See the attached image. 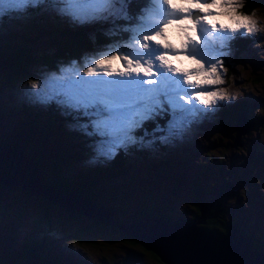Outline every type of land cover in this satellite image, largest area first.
<instances>
[{
    "label": "snow or ice",
    "instance_id": "snow-or-ice-1",
    "mask_svg": "<svg viewBox=\"0 0 264 264\" xmlns=\"http://www.w3.org/2000/svg\"><path fill=\"white\" fill-rule=\"evenodd\" d=\"M130 3L0 0V17L47 5L75 24L112 25L104 34L118 39L86 55L82 63L73 60L31 85L37 89L30 94L33 102L54 105L71 120V129L91 141L93 162L112 160L121 150L127 152L137 144L150 147L156 140L170 143L183 139L207 115L206 109L230 99L228 90L219 87L225 83L222 73L228 71L220 55L228 53L218 54V48H227L237 33L253 35L264 30L255 11H242L246 0H146L136 16L129 13ZM160 5L178 16L162 20V26L149 31L150 19L165 11ZM201 24L213 33L231 36L220 37L218 47L216 37H207L211 43L206 45L199 31ZM173 40H178V45ZM186 61L194 67H185ZM163 115L168 120L162 125L157 118ZM150 121L155 123L151 132L144 127ZM141 130L143 135H138Z\"/></svg>",
    "mask_w": 264,
    "mask_h": 264
},
{
    "label": "trees",
    "instance_id": "trees-1",
    "mask_svg": "<svg viewBox=\"0 0 264 264\" xmlns=\"http://www.w3.org/2000/svg\"><path fill=\"white\" fill-rule=\"evenodd\" d=\"M144 6L143 0H131V3L128 5L129 13L132 16H136L142 11ZM258 10H264V0H246V5L243 9L245 13L251 14L253 11ZM61 20L62 22L58 20L57 24L55 22L46 23L45 21L34 25L25 24L24 26L20 24L24 29L9 32L10 36L8 40L0 43V70L4 72L5 85L7 87L12 88L19 79H35L41 70L45 68L50 73L58 71L60 66L67 65L73 60L82 63L86 55L101 50L111 42V39H118H110L105 36V31L112 26L110 24L94 23L79 25L65 18ZM246 38L248 39V36ZM40 41H43L44 45L38 47ZM249 43L247 40L241 39L239 47L236 46L235 48L236 52H245V46L249 45ZM262 57L263 55L260 59ZM258 69H252V72L248 75V81L254 85L263 82L264 69H262L261 73ZM44 74L45 72H42L40 77H44ZM232 74L234 77H230L231 87L247 79V77L238 76L234 72ZM232 108L222 109L225 119H221L220 123L216 126L225 124L226 129H231L226 120L234 119L232 122L234 123L236 117L242 111V109H237L235 113L232 111ZM47 113L49 116L43 117L41 114H37V116L33 115L18 119L21 123V128L16 131H13L11 126H8L10 129L6 131L5 135L0 136V148L13 149L19 152L28 162H36L38 165L36 170L42 178L43 185L53 192L54 198L44 196L41 191L35 192L32 189H26L20 184L6 185L7 183L1 179L4 178L1 175L0 186L31 198V202L34 205L40 206L43 209L42 215L49 222L55 217L59 220V224L63 227L65 234L74 237L77 233L84 235L86 232L87 235L93 236L94 232L91 230L96 227L104 230L105 234L110 238L116 236L122 243L145 247V244L140 242V240L122 230L121 226L126 222H131L133 218L149 214H155L158 217L178 222L190 219L194 221L201 216L200 201L202 197L206 194L219 195L216 198V204L209 209L210 216L204 219L203 225L197 223L196 226H200L206 232L216 237H225L230 229L229 227L233 226L242 235L250 237L254 241L253 248L255 250L264 253V244L254 235V229L251 231V228L246 227L243 221L245 216L258 217V214L264 211L260 206L261 199L262 203L264 202V194L260 190L259 195L254 191L250 198L247 193L242 191V178L240 176L235 177L234 183L229 181L227 179L228 174L225 175V168L220 161L213 164L214 160L210 164L213 169L211 175L201 178L192 176L193 178L191 183H189L188 190L185 184L182 186H179L178 183L171 184V179L160 183H148L146 189H140L139 196L134 198L133 208L129 209L130 203L126 204L124 208L125 212L135 215L132 218L127 217V219L115 216L114 218L115 220L117 219V223L92 220L94 214H91L90 211L83 208H72L67 206V203L63 204L59 201L57 193L68 196L78 194L88 203H91V206L95 205L103 207L110 212L113 211L109 207L99 204L105 195L107 184L115 183L117 177L120 178L122 176H126L131 181H134L132 167L135 160L138 158L146 159L148 154H142L143 148L140 144H137L135 146L140 148V154H136L134 146H131L127 152L121 150L112 160L101 159L93 162L94 152L89 147L91 141L80 132L71 129L69 126L67 127L66 123L70 124L71 120L62 116L54 105L50 106ZM232 113H235V115ZM12 116L11 112L4 107L0 111V122L13 119ZM154 126V122L148 124V128L150 129L148 131L151 132ZM221 135L222 132H219L216 138L209 142L210 149L212 147L215 149L219 145V142L223 146L220 140ZM66 136H71V138L65 139ZM237 136L238 134L235 130L234 138L229 143L238 146L237 149H239L241 147L237 144ZM213 137L211 138L213 139ZM214 156L220 157L221 154L212 153L211 157ZM78 163L79 166H76ZM263 163L264 157L259 159L258 164H255L256 170L255 172L252 171L254 174L248 181L256 180L254 183H259L256 174L264 181V175H259L257 172V168L264 172ZM162 165L165 169V177L174 174V170L170 168L172 163L169 160L163 161ZM125 182L130 186L129 181ZM102 184L105 185L102 186ZM231 186L237 190L236 194L230 191ZM257 188L264 189V183H262V187L259 185ZM187 193H189V197L186 203L184 202V197L180 195ZM255 204L257 207L253 208ZM189 208L193 212L190 219L184 217L186 213L189 214ZM113 213L115 214V210ZM76 221L88 222L89 225L87 227L89 229H80ZM100 246L98 244V247ZM23 247L29 253L30 258L33 259L32 264H68L67 254L60 256L55 251H50L51 254H48V251L40 252L36 250L35 245L26 244L25 239L23 240ZM100 249H102V262L99 264H109L107 245L102 243V247L98 251ZM9 254L10 249H4L1 257L4 260ZM38 257L42 258L39 260ZM123 258L118 261L113 260L111 257L113 261L111 264H128L127 261H123ZM151 261H155L158 264H167L153 250L147 262Z\"/></svg>",
    "mask_w": 264,
    "mask_h": 264
},
{
    "label": "rangeland",
    "instance_id": "rangeland-1",
    "mask_svg": "<svg viewBox=\"0 0 264 264\" xmlns=\"http://www.w3.org/2000/svg\"><path fill=\"white\" fill-rule=\"evenodd\" d=\"M145 3L146 0H143L144 5ZM160 7L163 8L161 5ZM166 10L169 14L173 13L167 9V6ZM255 12L256 18L260 21L261 28L264 29V10ZM54 14L57 13L47 5L29 7L27 11L22 14H5L0 17V43L8 40L10 36L9 32L24 29L20 24L24 26L25 24L34 25L37 23L41 24L43 21L46 23L55 22L57 24L59 19H54L52 16ZM58 16L61 15L58 14ZM177 16L178 14L175 13L173 17L175 18ZM65 18L68 19L67 17ZM168 18H171V16ZM150 20L153 21L154 19ZM158 25L162 26L161 22L157 25L150 26L147 30L150 31L151 28ZM199 31L202 35V39H205V41L206 35L208 33H213L211 29L204 24L199 26ZM221 33V35L213 33L216 37L215 43L217 47L221 43L220 37L231 36L230 33ZM241 34L244 40L250 42L249 45L245 46V52H237L235 55H232L228 48H218V54L227 52L230 57L227 64L230 77H234L232 72L238 76L247 77L245 81H240L233 85L234 87L231 90L237 94L232 93L229 99L232 103H235L239 96L232 111L236 113L237 109H242V111H245L248 120L253 122L249 131L241 137L239 145L241 148L237 149L238 146L234 148L232 147L233 144L229 143L232 142L235 130L237 132V129L235 123H232L234 119L226 120L231 129H226L225 124H222V126H214L211 129L209 127L198 129L195 131V135L192 139L184 140L182 143L175 141L162 143L150 153L146 159H136L132 167L134 181H131L126 176H122L120 178L117 177L115 183H109L106 186L105 195L99 204L109 207L113 210L111 212L105 210L103 207L91 206V203H88L78 194L72 196L58 195V199L67 203V206H77L84 210L91 209V214H94L92 220L117 223V219L113 220L115 216L127 219V217L132 218L135 215L125 212L124 208L128 203H130L129 209L131 210L133 208L134 198L139 196L140 189H146L148 183H160L164 180L171 179V184L178 183L179 186L185 184L188 190L189 183H191L193 178L192 176L201 178L212 174L213 169L210 164L214 160L215 162L213 164L219 161L223 163L225 175L228 174L227 179L229 181L234 183L235 177L237 178L240 176L242 178V191L247 193L250 198L254 191L257 192L258 195L260 192L264 194V189L261 190L257 188L259 185L262 187V183H264L261 177L256 174L259 183H254L256 180L248 181L252 178L251 176H253V172L256 170L255 164H258L259 159L264 157V77H262L263 82L256 85L248 81V75L252 72V69L259 68L258 71L260 73L262 69H264V60L262 61V59H264V30L251 36L243 33ZM244 35L248 36V39L244 37ZM173 43H177L178 45V40H173ZM236 43L237 47H239L238 45L241 43V40H236ZM207 44H209V42ZM43 45V41L38 43V47ZM262 55L263 57L260 59ZM220 56L224 57L223 55ZM186 62L191 63L188 61ZM46 70V68L41 70L38 77L35 79H19L12 88L5 85V75L4 72L0 70V111L6 107L11 112V116L13 115V119L0 122V136L5 135L6 131L10 129L8 126H11L13 131L21 128V123L18 119H23L33 114H41L43 117L46 115L50 106L45 107L44 105L35 103L30 97L31 93L37 91V89H32V83L39 82L43 78L40 77L42 72H45L44 76L49 73ZM230 82L231 80H229V85ZM22 101L26 104H19ZM27 104L31 105L29 106ZM7 105H9V107H7ZM235 113L232 114L235 115ZM248 120L245 121L244 125H248ZM66 126L68 127L69 124L66 123ZM219 132H222L220 140L223 146H221L219 142V145L216 146L215 149L213 147L210 149L209 142L213 141ZM200 135H202L200 139L194 140ZM210 136H214L213 139ZM69 138H71V136L65 137V139ZM134 148L136 154L141 153L139 147L134 145ZM212 153H218L221 154V156L211 157ZM142 154L148 153L147 151H142ZM166 160L172 163L170 168L174 170V174L167 177H165V169L162 165V162ZM76 166H79V163ZM31 168L33 174L30 177L23 178L15 175L14 179H8L7 176L6 178L9 181L21 180L25 185L30 186L28 188L29 190L33 188L34 190L36 189L43 192V195L46 197L54 198L52 195L53 192L47 186L43 185L42 178L38 171L34 167ZM257 172L259 175H264V172L261 169L259 170V168H257ZM31 179H33L34 182L31 181ZM120 179L129 181L130 186ZM104 185L105 184H102V186ZM230 191L234 194L237 193V190L233 186L230 187ZM188 195L189 193L180 195L184 197V202L186 203L188 202ZM190 205L189 207H191ZM254 206L253 208L257 207L256 204ZM260 206L261 209H264V202L262 203V199ZM114 210L115 214L113 213ZM188 212L190 215L186 213L184 217L190 219L193 212L190 208ZM42 213L43 209L40 206L34 205L31 202V198L26 197L22 193L12 192L11 189L0 186V264H32L33 259L30 258L29 253L23 247L24 239L26 244L35 245L36 250L40 252L48 251V254H51V252L55 251L60 256L67 254L68 264H99L102 262V249L99 251L98 249L102 247V243L107 245L108 257L110 260L109 264L113 262L111 257L113 260L119 261L123 256H125L123 261L127 260L128 264H158L155 261L147 262L152 250L146 245L142 247L122 243L116 236L110 238L105 234L104 230L96 227L92 228L91 231L97 236H90L85 232L84 235L77 233V235L72 237L64 233L63 227H61L56 217L49 222ZM137 218L146 221L144 216ZM137 218H133L131 221ZM243 221L246 227L251 228V231L254 229V235L264 244V211L260 212L258 217L245 216ZM128 223L129 222L124 223L121 228ZM76 224L80 226V229H89L87 227L89 225L88 222L76 221ZM201 224L203 225L204 223ZM75 241L78 242L77 244L80 246H78ZM140 242L142 241L140 240ZM98 244L101 246L98 247ZM4 249H10V254L3 260L1 256L3 255ZM84 250L86 252H84ZM131 255L135 258L131 259ZM38 258L40 260L42 257Z\"/></svg>",
    "mask_w": 264,
    "mask_h": 264
},
{
    "label": "water",
    "instance_id": "water-1",
    "mask_svg": "<svg viewBox=\"0 0 264 264\" xmlns=\"http://www.w3.org/2000/svg\"><path fill=\"white\" fill-rule=\"evenodd\" d=\"M193 15L198 14L194 13ZM245 117V111H241L236 117L235 127L239 132L244 131L250 124L248 122V125H244L248 120ZM5 159L18 163L24 160L19 152L17 155H6ZM33 164L37 169V163ZM6 169V163L0 165V172H4L8 179H14L15 175L11 171L6 172ZM19 177L26 176L20 175ZM7 178H1L6 181V185L20 184L26 189L30 187L21 180L9 181ZM56 195L61 194L57 193ZM217 197L219 195L208 194L202 197L200 201L201 216L194 221L178 222L149 214L144 216L146 221L137 218L121 229L140 239L167 264H264V253L255 250L253 248L254 241L250 237L242 235L235 227H230L225 237L216 239L217 237L213 234L196 226L197 223H204V219L210 216L209 209L216 204ZM62 203L64 204V202ZM70 207L78 208L77 206Z\"/></svg>",
    "mask_w": 264,
    "mask_h": 264
},
{
    "label": "clouds",
    "instance_id": "clouds-1",
    "mask_svg": "<svg viewBox=\"0 0 264 264\" xmlns=\"http://www.w3.org/2000/svg\"><path fill=\"white\" fill-rule=\"evenodd\" d=\"M161 6H163V5H161ZM164 7V6H163ZM175 15V13H171V18H174L173 16ZM53 17H54V19L56 18V19H59V21L60 22H62V20L61 19H64L65 17H62V16H58V14H54V15H52ZM169 17H170V15H169ZM66 19V18H65ZM158 23H160V16H158V17H156V18H154V20L153 21H149V24H150V26H154V25H157ZM15 32V31H14ZM222 33H216V35H221ZM211 36H214L215 37V34H213V33H208L207 35H206V38L207 37H211ZM242 34L241 33H237L236 35H235V38H232V39H230L229 41H228V50L232 53V55H235L237 52H236V50H235V48H236V46H237V43H236V40H241V39H243L242 38ZM251 36V35H250ZM244 37H247L246 35H244ZM244 40V39H243ZM211 43V41L210 40H207L206 39V41H205V43L207 44V43ZM224 57H222V56H220L222 59H223V62H224V66L227 68V64H228V62H229V59H230V57H229V55L227 54V55H223ZM177 66H180L179 64H177ZM184 66L185 67H187V68H192V67H194L191 63H187V62H185L184 63ZM228 69V68H227ZM222 75H223V77H224V80H225V83L223 84V85H221V86H219V87H221V88H226L227 90H228V93H229V96H231V94L232 93H234V94H237L236 92H234V91H232L231 89L233 88V87H231L230 85H229V78H230V74H229V69H228V71L226 72V73H222ZM181 79H182V77H181ZM185 87L186 88H188L189 86H187V85H185ZM212 90H216V89H212ZM239 97V96H238ZM238 97H237V101H238ZM236 101V102H237ZM235 102V103H236ZM23 103H25L24 101H22V102H20L19 104H23ZM197 103V106H199L198 105V102H196ZM235 103H232V101L231 100H224V101H218L217 102V104L215 105V107H214V109H206L205 111L207 112V115L206 116H204L202 119H200L197 123H195L193 126H192V128L190 129V131H189V136L187 137V134L184 136V138L183 139H177V140H174L175 142H183L184 140H188V139H192V137L190 136L191 135V131L192 130H195V131H197L198 129H203V128H205V127H209L210 129L211 128H213L214 126H216L218 123H220V121H221V119L222 120H224L225 119V115H223L222 114V109L223 108H231V107H234L235 106ZM26 104V103H25ZM31 105V104H30ZM42 110H45V109H42ZM32 113H33V111H32ZM33 115H35V116H37L36 114H33ZM32 115V116H33ZM40 115V114H39ZM46 115H48V113H46ZM45 115V116H46ZM49 116V115H48ZM157 120H160L159 121V123L160 124H165L166 122H167V120H168V116L167 115H163V116H161V117H158L157 118ZM164 120H166V122H163ZM234 123H235V121H234ZM140 135H143V132L140 134ZM201 136L202 135H200L199 137H197L196 139H194V140H197V139H200L201 138ZM160 144H162L161 142H160ZM159 144V145H160ZM155 148H157L158 147V144H157V146H154ZM155 148L153 149L151 146L149 147H147L146 149H144L143 151H147V153H148V155L150 154V153H152L154 150H155ZM36 169V168H35ZM0 175L2 176V177H6V174L4 173V172H0ZM93 207H95V205H93ZM92 207V208H93ZM91 209H88V211H90ZM90 213H91V211H90ZM174 218V217H173ZM171 220V219H170ZM191 220V219H190ZM218 239L219 238H221V237H217ZM76 242V241H75ZM78 242H76V244H77ZM78 245V244H77ZM78 246H80V245H78ZM84 252H86L85 250H84ZM133 258H135L133 255H131V259H133ZM125 261H127V260H124V262ZM128 262V261H127Z\"/></svg>",
    "mask_w": 264,
    "mask_h": 264
},
{
    "label": "bare ground",
    "instance_id": "bare-ground-1",
    "mask_svg": "<svg viewBox=\"0 0 264 264\" xmlns=\"http://www.w3.org/2000/svg\"><path fill=\"white\" fill-rule=\"evenodd\" d=\"M249 122H250L249 126L244 131L239 132L237 130V134H238V136H237V144L238 145H240L241 137L246 132L249 131L251 125L253 124V122H251V121H249ZM232 147L235 148L236 145L233 144ZM12 154H16L17 155V152L15 150H7V149H4V148H0V165H2L3 163H6L7 164L6 172L11 171L12 174L17 175V176H20V175L21 176H26V177L32 176L33 171H32V168L31 167H34L35 168V164L30 163V162H28L25 159L23 161H21L20 163L15 162V161H12V160H9V159H5L6 155H12ZM31 181L34 182L33 179H31ZM30 189H32L35 192H39L37 190H34L33 188H30ZM113 220H115V218Z\"/></svg>",
    "mask_w": 264,
    "mask_h": 264
}]
</instances>
